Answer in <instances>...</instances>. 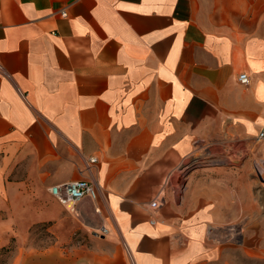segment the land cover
<instances>
[{"label": "crops", "instance_id": "1", "mask_svg": "<svg viewBox=\"0 0 264 264\" xmlns=\"http://www.w3.org/2000/svg\"><path fill=\"white\" fill-rule=\"evenodd\" d=\"M262 131L264 0H0V240L76 237L20 264H235L238 236L252 256ZM76 181L98 197L73 213L50 191ZM28 184L48 209L13 201Z\"/></svg>", "mask_w": 264, "mask_h": 264}, {"label": "rangeland", "instance_id": "2", "mask_svg": "<svg viewBox=\"0 0 264 264\" xmlns=\"http://www.w3.org/2000/svg\"><path fill=\"white\" fill-rule=\"evenodd\" d=\"M8 181L13 186H17L16 183H18V185L22 183L15 180L14 176L10 177ZM22 195L28 198V210L32 213L37 210L45 211L50 207V203L48 201L44 203L38 196L37 191L33 190L30 184H28L27 188H19L18 192L15 190L12 198L13 201L19 204L18 201L21 200ZM6 213L7 211L0 213V218L3 217L1 214ZM239 229L240 227H238V230ZM29 231L30 233L28 236L24 238H20L13 234L12 237L0 240L1 243H4V246L0 247V264H20L22 253L27 252L28 249H33L31 251H34V255H36L38 252H45L46 250H51L53 247L68 249L69 246L73 245L76 241V237H73L72 243L70 242L71 238L69 237V228L67 227L63 232L65 242L62 243L58 234L53 229L52 222L34 224L30 227ZM221 242L224 243V240L221 239ZM252 243L253 254L249 256L245 254L243 250H240V247L244 245V238L238 236L235 239L237 250L231 252V260H234L235 264H264V238L260 236L254 237ZM9 247L13 249L11 253L3 251V249Z\"/></svg>", "mask_w": 264, "mask_h": 264}, {"label": "built area", "instance_id": "3", "mask_svg": "<svg viewBox=\"0 0 264 264\" xmlns=\"http://www.w3.org/2000/svg\"><path fill=\"white\" fill-rule=\"evenodd\" d=\"M64 17H67V13H63ZM240 82L244 85L249 83L247 75L243 74L240 76ZM260 139L264 140V131L260 133ZM93 163L97 162V159L92 160ZM51 194L54 198L59 200L66 206L70 211L75 213L76 206L84 201L85 199L95 200L98 197L97 189L88 181H76L70 182L61 186H57L51 189ZM153 209L160 207L157 201H154L151 205ZM100 212L99 210H97ZM107 233L106 229L95 231V235L100 237Z\"/></svg>", "mask_w": 264, "mask_h": 264}, {"label": "trees", "instance_id": "4", "mask_svg": "<svg viewBox=\"0 0 264 264\" xmlns=\"http://www.w3.org/2000/svg\"><path fill=\"white\" fill-rule=\"evenodd\" d=\"M12 250H13V249H12L11 247L3 249L4 252H8V253H11Z\"/></svg>", "mask_w": 264, "mask_h": 264}]
</instances>
